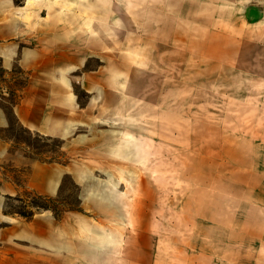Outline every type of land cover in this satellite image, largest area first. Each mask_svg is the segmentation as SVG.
Returning <instances> with one entry per match:
<instances>
[{"label": "crops", "instance_id": "obj_1", "mask_svg": "<svg viewBox=\"0 0 264 264\" xmlns=\"http://www.w3.org/2000/svg\"><path fill=\"white\" fill-rule=\"evenodd\" d=\"M27 1L16 13L23 17V8L39 19H13L9 25L21 24L23 33L40 31L41 36H29L33 46L24 47L18 61L30 75L44 77L47 89L42 98L43 90L30 82L17 117L30 131L66 141L76 140L73 135L79 129L107 126L100 130L103 147L95 150L113 159L109 168L101 169L107 172L109 189L123 188L120 173L141 171L148 157L150 171L157 170L153 157L169 153L168 143L175 138L172 129L168 131L172 123L182 125L184 151H190L191 137L202 139L205 117L193 119L199 126L190 135L191 59L213 60L224 70L221 74L264 76V0H44L31 8ZM15 8L13 0L0 4V10ZM11 52L0 50L6 69L15 62ZM91 59L98 61L96 68L88 67ZM73 82L89 95L83 105L72 92ZM261 108L262 114L240 118L246 130L234 126L238 117L214 118L211 179L193 186L196 211L181 213L189 224L180 234L198 236V245L183 248L181 264H264V104ZM0 125H5L4 117ZM197 154L208 160L210 152ZM53 181L55 187L58 178ZM149 181L158 187V181ZM120 194L108 204L123 221ZM188 198L182 196V204ZM2 218L0 213V223ZM136 229L141 234V228ZM13 232L27 235L24 230ZM61 237L54 236L56 244ZM196 248L190 258L188 251Z\"/></svg>", "mask_w": 264, "mask_h": 264}, {"label": "rangeland", "instance_id": "obj_2", "mask_svg": "<svg viewBox=\"0 0 264 264\" xmlns=\"http://www.w3.org/2000/svg\"><path fill=\"white\" fill-rule=\"evenodd\" d=\"M8 1L0 0V4ZM22 2L13 0L15 10H0V50L12 51L15 56V62L8 69L3 67L0 58V123L2 117L5 118V125H0V213L4 217L0 223V264H133L134 261L181 264L183 248L192 243L198 245V236L180 234L189 224L181 218V213L196 211L191 198L197 193L192 189L198 182L206 183L211 179L213 167H209V162L212 164L214 157V118L238 117L234 126L244 130L246 124L240 118L263 112L264 76L221 74L219 72L224 70H219L220 66L213 60L191 59L190 135H194L192 130L199 126L193 119L205 117L202 139L191 137L190 151H184L180 138L182 125L172 123L168 131L172 129L175 138L168 143L169 153L153 157L152 167L157 170L150 171L148 157L141 171L120 173L125 186L113 187L115 195L122 192L121 200L125 202V219L119 221L118 212L101 198L95 185L105 183L107 172L101 169L114 163L95 150L103 147L105 139L100 130L107 126L79 129L73 135L76 140L66 141L30 131L17 117L23 91L30 82H34L36 90H43L42 98L47 89L44 77L30 75L18 61L21 50L33 46L28 42L29 36H41L38 30L26 29L23 33L21 24L18 28L9 25L13 19L25 20L16 13ZM20 12L26 13L27 20L38 18L23 8ZM41 17L49 18L44 13ZM109 54L116 58V53ZM98 64L91 59L88 67L96 68ZM62 80L68 85L64 77ZM71 89L79 104H85L89 95L79 84L73 82ZM248 100L251 104L246 102ZM178 110L182 111L181 105ZM183 110L186 113L185 105ZM80 137L82 141L78 142ZM205 138L210 141L206 142ZM199 150L210 152L207 157L211 160L203 155L200 159ZM86 167L92 171L86 173ZM43 171L47 172L44 176ZM113 174L118 176L117 172ZM55 176L58 182L54 187ZM149 180L158 181V187L150 186ZM182 196L190 200L182 204ZM37 221L43 226L39 227ZM136 226L141 228V234ZM14 230H24L27 235H16ZM55 235L58 239L62 236L61 243L56 244ZM103 239L108 243H103ZM98 244L105 249H97ZM188 252L192 258L197 248Z\"/></svg>", "mask_w": 264, "mask_h": 264}, {"label": "bare ground", "instance_id": "obj_3", "mask_svg": "<svg viewBox=\"0 0 264 264\" xmlns=\"http://www.w3.org/2000/svg\"><path fill=\"white\" fill-rule=\"evenodd\" d=\"M40 1H44V0H28L27 1V4H28V6H30V5H35V3H39ZM30 16V15H29ZM23 17H25V20L26 19H28L27 17V15H26V13L23 15ZM107 184H108V182H107ZM96 185V187H98V189H99V195L101 196V198L102 199H105V200H107V201H110L112 198H113V195H114V193H115V188L113 189V187L115 186V185H113L112 186V188H110V189H108V190H105L106 188H107V186H106V184L105 183H97V184H95ZM89 186V185H88ZM91 187V186H90ZM92 193H94V192H92ZM93 195V194H92ZM97 196V195H96ZM102 239V238H101ZM103 243H108V241L107 240H105V239H103V240H101ZM101 246H100V244H98V247H96L97 249L98 248H100ZM95 248V249H96ZM102 248V247H101ZM93 250V251H91L92 253L94 252V251H96V250Z\"/></svg>", "mask_w": 264, "mask_h": 264}]
</instances>
